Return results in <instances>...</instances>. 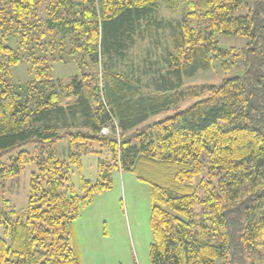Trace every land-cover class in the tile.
I'll list each match as a JSON object with an SVG mask.
<instances>
[{
    "label": "trees",
    "instance_id": "1",
    "mask_svg": "<svg viewBox=\"0 0 264 264\" xmlns=\"http://www.w3.org/2000/svg\"><path fill=\"white\" fill-rule=\"evenodd\" d=\"M222 35L249 42L223 47ZM24 60L34 77L14 83ZM54 62L79 72L66 82ZM217 66L237 70L184 88ZM191 95L203 96L149 121ZM30 141L36 154L1 168L4 180L36 163L26 208L4 201L0 264H84L74 224L115 170L150 186L151 264H264V0H0V156ZM94 142L110 154L78 191L71 166Z\"/></svg>",
    "mask_w": 264,
    "mask_h": 264
},
{
    "label": "rangeland",
    "instance_id": "2",
    "mask_svg": "<svg viewBox=\"0 0 264 264\" xmlns=\"http://www.w3.org/2000/svg\"><path fill=\"white\" fill-rule=\"evenodd\" d=\"M246 11L247 8L239 9L236 15L245 14ZM184 13H186L185 6L177 12L164 7L161 16L176 20L182 18ZM162 39L167 43L168 36L164 35ZM218 39L221 46H234L240 50L249 42V38L242 36L222 35ZM147 45L149 44L145 42L134 50L137 61H141L140 59L145 56ZM236 70V67H233L225 71L220 66L201 70L195 76L185 79L184 88L218 84L224 78L233 75ZM53 72L56 78L67 82L79 72V69L74 62H54ZM33 77L31 63L24 60L12 69L10 79L14 83H25ZM203 95L188 96L176 106L152 116L149 121L163 119L173 114L176 109L186 108ZM102 134L105 136L115 134L118 137L120 132L119 130L114 132L111 127H107L102 130ZM56 148L60 159L68 160L70 148L68 140L58 141ZM79 148L82 151V166H71V181L78 191L82 176L93 182L97 181L99 159L105 158L104 154L109 156L108 149L97 142L89 147L94 151L84 152L82 146ZM23 149L36 154L39 144L30 141L1 155L0 173L1 168L8 165L11 158ZM35 171L36 163H32L28 164L18 176L4 180L0 177V219L4 218V213L9 210V207L5 208L6 200H9L11 208L16 211L26 208L31 179ZM112 180V188L98 194L91 204L82 208L80 216L75 221L74 227L84 264H151L150 245L153 237L150 227L152 210L150 186L129 171L115 170Z\"/></svg>",
    "mask_w": 264,
    "mask_h": 264
}]
</instances>
